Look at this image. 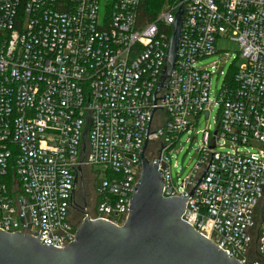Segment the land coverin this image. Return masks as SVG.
Masks as SVG:
<instances>
[{
  "label": "built area",
  "instance_id": "obj_1",
  "mask_svg": "<svg viewBox=\"0 0 264 264\" xmlns=\"http://www.w3.org/2000/svg\"><path fill=\"white\" fill-rule=\"evenodd\" d=\"M148 2L0 0V230L69 245L84 218H71L73 191L87 184L89 218L122 226L147 140L163 197L187 199L182 221L239 264H264V0H164L141 20ZM180 7L176 61L155 95ZM221 39L243 61L211 102L215 70L198 64ZM211 103L216 133L202 132L180 179L170 154ZM95 168L99 188L85 176Z\"/></svg>",
  "mask_w": 264,
  "mask_h": 264
},
{
  "label": "water",
  "instance_id": "obj_2",
  "mask_svg": "<svg viewBox=\"0 0 264 264\" xmlns=\"http://www.w3.org/2000/svg\"><path fill=\"white\" fill-rule=\"evenodd\" d=\"M182 13L183 7H180L175 14L167 65L155 95L163 87L167 88L163 83L176 61ZM153 102H157L155 97ZM207 117L208 112L205 119ZM149 127L150 123L146 135ZM147 144L146 140L140 154V175L129 200L127 220L122 226L91 220L84 211L75 240L63 248L42 245L30 235L0 230V264H239L182 221L187 199L163 197L162 171L145 156ZM79 171L77 168L74 184L78 182Z\"/></svg>",
  "mask_w": 264,
  "mask_h": 264
},
{
  "label": "rangeland",
  "instance_id": "obj_3",
  "mask_svg": "<svg viewBox=\"0 0 264 264\" xmlns=\"http://www.w3.org/2000/svg\"><path fill=\"white\" fill-rule=\"evenodd\" d=\"M163 8V4L161 5H149L147 7L149 12H152L154 16H156L159 11ZM216 49L218 53L207 57L201 60L198 64V68H210L213 66L215 70V74L212 75L210 80V101L214 102L217 98V95L220 91L223 81L225 78L236 69L240 67L242 64L241 59H239V46L238 43L233 40L228 39H221L216 44ZM222 72L223 74L220 75L219 73ZM210 110L209 119H205V115L203 114L197 122V125L188 133L183 134L179 141L174 146L170 157L171 163L174 165L176 163L177 167L179 168L180 179L185 178L189 175L190 170L197 162V149L202 144V132L206 130V128H210V131L213 132L216 128L215 121L217 119L219 113V106L216 103H211L208 107ZM98 168L93 170H86L85 176L89 180H91V176H96L94 182L95 188H99L101 181L103 179L102 175H97ZM172 174L174 181L176 182V172L172 169ZM87 181V180H86ZM89 182V181H88ZM89 185V184H88ZM87 185V186H88ZM81 189V187L79 186ZM91 194L87 193V201L91 204L93 200L91 199ZM80 196H77L76 200L78 205L81 203ZM71 218L73 222H79L81 219V214H78L77 211H73L71 213Z\"/></svg>",
  "mask_w": 264,
  "mask_h": 264
},
{
  "label": "flooded vegetation",
  "instance_id": "obj_4",
  "mask_svg": "<svg viewBox=\"0 0 264 264\" xmlns=\"http://www.w3.org/2000/svg\"><path fill=\"white\" fill-rule=\"evenodd\" d=\"M88 185V184H87ZM85 185L82 187V189H80L79 187L76 189H74L73 191V201H72V205H71V212L70 214L73 212V211H77L78 214H81V217H82V214L84 211H91L93 208H94V205H95V202H96V195H95V191H94V186L93 185ZM76 186V184H75ZM90 193L91 194V199L93 200V202H91V204L87 201L86 199V195L87 193ZM77 196H80V201L81 203L78 205L77 203Z\"/></svg>",
  "mask_w": 264,
  "mask_h": 264
},
{
  "label": "trees",
  "instance_id": "obj_5",
  "mask_svg": "<svg viewBox=\"0 0 264 264\" xmlns=\"http://www.w3.org/2000/svg\"><path fill=\"white\" fill-rule=\"evenodd\" d=\"M164 0H151V3L148 2L144 3L142 6V14H141V20H152L154 18V14L152 12H149L147 7L149 5H162ZM81 220V219H80ZM76 223V222H75Z\"/></svg>",
  "mask_w": 264,
  "mask_h": 264
}]
</instances>
